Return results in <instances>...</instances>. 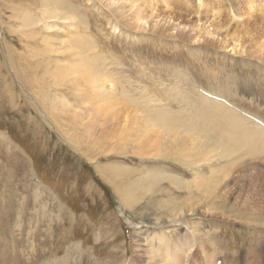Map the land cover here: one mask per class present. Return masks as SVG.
<instances>
[{
	"label": "rangeland",
	"instance_id": "1",
	"mask_svg": "<svg viewBox=\"0 0 264 264\" xmlns=\"http://www.w3.org/2000/svg\"><path fill=\"white\" fill-rule=\"evenodd\" d=\"M61 1L76 20L52 18L50 0H0V264H264V156L202 157L208 145L165 137L144 113L182 109L178 94L264 122V0H141L145 30L117 0ZM81 61L94 77L76 88L64 71ZM98 71L129 95L114 110L125 130L79 101Z\"/></svg>",
	"mask_w": 264,
	"mask_h": 264
},
{
	"label": "bare ground",
	"instance_id": "2",
	"mask_svg": "<svg viewBox=\"0 0 264 264\" xmlns=\"http://www.w3.org/2000/svg\"><path fill=\"white\" fill-rule=\"evenodd\" d=\"M51 3L53 4V8L51 11V17L52 18H57L60 20H71L74 21L77 19V17L75 15H73L74 13L70 12L69 10L65 9V7L62 4L61 0H50ZM141 0H117L114 2L110 1V6H113V9L119 14V16L121 17V19H123V21L125 23H127L128 25H131V28H135L136 30H145V25L147 26V19L148 17H152L153 16V12L151 13L150 11L146 13V16L142 14V10H140V7L138 5V3ZM145 1V0H143ZM164 1V0H163ZM168 1V0H167ZM258 1V0H257ZM44 2H47V0H44ZM161 2V1H160ZM229 2V1H228ZM238 2V1H237ZM150 3V2H148ZM170 3V1H169ZM167 3V4H169ZM223 4V3H222ZM230 4V3H229ZM143 4H141L140 6H142ZM147 5V4H146ZM164 5V4H163ZM207 5V4H206ZM224 5V4H223ZM231 5V4H230ZM156 6V5H155ZM171 6V5H170ZM169 6V7H170ZM251 8L254 9V7L251 5H249ZM144 7V6H143ZM149 8V7H148ZM158 8V7H157ZM164 8V7H163ZM172 8V7H170ZM169 8V10H170ZM248 8V7H245ZM251 8H248V10L251 11ZM262 8V7H259ZM63 13H62V10ZM146 9V8H145ZM168 9V8H167ZM215 9V8H214ZM240 9V8H239ZM238 9V13L239 12ZM243 9V8H242ZM263 9V8H262ZM165 10V9H164ZM168 10V11H169ZM175 11V9H173ZM173 10L171 12H173ZM259 10V9H258ZM257 10V11H258ZM152 11V10H151ZM243 11V10H242ZM156 12V11H155ZM235 12V11H234ZM256 12V11H255ZM259 12H264V11H259ZM168 16H169V12ZM166 13V14H167ZM245 13V12H244ZM247 13V12H246ZM171 14V13H170ZM211 14H215V12H211ZM220 14V13H219ZM223 14V13H221ZM241 15V13H240ZM251 15V14H250ZM157 16H159L157 14ZM167 16V15H166ZM168 16L166 18H168ZM178 16V15H177ZM220 16V15H219ZM227 16H231V15H227ZM242 16V15H241ZM154 17V16H153ZM165 17V16H164ZM214 17V16H213ZM244 17V15H243ZM261 17L263 19H261ZM157 18V17H156ZM155 18V19H156ZM159 18V17H158ZM228 18V17H227ZM231 18V17H230ZM241 18V17H240ZM245 18V17H244ZM154 19V18H153ZM152 19V20H153ZM242 19V18H241ZM260 20L261 23L264 25V13H261L260 15ZM154 21V20H153ZM166 21V20H165ZM199 24V23H198ZM244 25V24H243ZM130 27V26H128ZM188 27V26H187ZM200 27V26H199ZM155 29V28H154ZM163 32V31H162ZM199 33V32H198ZM245 33V32H243ZM240 35V34H239ZM244 35V34H243ZM248 35V34H247ZM255 35V34H254ZM209 36V35H208ZM236 36V35H235ZM249 37V36H248ZM252 37V35H251ZM256 37V36H255ZM77 38V37H76ZM234 38V37H233ZM243 38V36H242ZM238 38H234L233 40V45H232V50L236 51L237 47H238V42L239 39ZM243 40V39H242ZM224 41V40H223ZM261 41V40H260ZM259 41V42H260ZM253 42V41H252ZM77 43V47L76 48H72L75 52L77 53H84V48H83V41L79 40L76 42ZM226 42L223 44V47H228V45H225ZM260 44V43H259ZM264 44V43H263ZM257 45V44H256ZM255 45V46H256ZM230 46V45H229ZM87 47V45H86ZM261 48V50H264V45H260L259 46ZM258 47V48H259ZM88 48V47H87ZM242 48V46H241ZM244 48V47H243ZM252 48V47H251ZM259 48V50H260ZM91 49V48H90ZM258 50V49H257ZM91 51V50H90ZM246 51V50H245ZM258 52V51H256ZM263 55V54H262ZM96 58V57H95ZM95 60V59H94ZM263 60V59H262ZM261 61V60H260ZM89 63L85 62V61H81V63H77V65H68L65 68V71L67 76L72 77V84L74 85L76 88H79V83L80 81H84L87 82V77L88 76H93L94 74L91 73V75H87L91 72L90 67L88 66ZM103 66V65H102ZM105 68V67H104ZM70 72V73H69ZM99 72V71H98ZM102 75V78H94L93 80L89 81V86L88 89L90 90L89 92V97L87 96V93H77L79 95V101L81 100L82 103L86 106L88 104L90 111H94V113H99V110H101L104 114L105 113V120L108 121V119L112 120L114 123L113 128L111 130H116L118 127H122L125 130V126L122 125V121L118 118L120 117V114L116 115L114 114V110H117L118 113V108L120 107L119 104H122V96L127 97L129 95H126V93L124 91H122L121 89H117L116 85L114 84V82L111 80V78L109 79V77L101 72H99ZM96 75V73H95ZM97 76V75H96ZM100 76V75H99ZM98 77V76H97ZM68 78V77H67ZM105 84V86L108 87L109 92L107 93L104 88L103 85ZM86 85V84H85ZM87 90V89H86ZM88 92V91H87ZM101 92V93H100ZM97 96H96V95ZM108 96V97H106ZM174 98L176 99V102L178 104H183V108L179 109L178 111H170V110H165V109H157V108H152L150 106H145L144 110H145V114L148 118H150L149 122H153L152 125L154 124L155 127L156 126H160L159 128H161V132L158 131V133H163L165 135V137H169V136H173L174 140H179L181 143H184L186 146H191L192 150H197L199 148H196L194 145V143L191 145L189 143V141L191 142H199L202 143L203 145H208L207 147L204 148L203 151H199L200 156L202 157H219L220 159H229V164L228 166H232V164L237 160V159H241L243 157L246 156H257L258 154L263 155L264 156V122H261L255 118H253V120L255 123H253L252 121L249 122L247 120H245L244 118L240 119L238 118V115H236L234 112H232L231 110L227 109L226 107H224L222 105L220 101H224L218 98H215L217 100H210L207 98L200 99L199 103H193L188 101L187 99H185L184 97L176 94L174 95ZM93 98V100L90 98ZM112 98L113 102H110L108 99ZM117 98V99H115ZM146 98V97H145ZM144 98V99H145ZM139 99V98H138ZM148 99V98H147ZM146 99V101H147ZM90 100V101H89ZM129 101L134 102L136 99L133 100V98H128ZM143 100V99H142ZM151 100V99H150ZM97 103H103V107H101L98 110V106L96 108L92 107L91 102H96ZM152 101V100H151ZM216 101V102H215ZM61 102V101H60ZM59 102V103H60ZM130 102V103H131ZM139 102V101H138ZM142 102V101H141ZM62 103V102H61ZM129 103V102H128ZM145 103V102H144ZM224 103L230 105L228 102L224 101ZM146 104H148V101L146 102ZM61 105V104H60ZM68 105V104H66ZM99 105V104H98ZM115 105V106H114ZM134 105V104H133ZM139 105V103H138ZM141 105V104H140ZM144 105V104H143ZM63 106V103H62ZM65 106V105H64ZM63 106V107H64ZM107 106H110V108H113V110L108 111L107 110ZM114 106V107H112ZM66 108H63L64 111L67 109V107L69 109H71V106H65ZM92 107V108H91ZM106 107V108H104ZM123 107V106H122ZM126 107V106H125ZM136 107V106H134ZM127 108V107H126ZM132 108V107H131ZM130 108V109H131ZM68 109V110H69ZM133 109V108H132ZM74 110V109H73ZM121 110V109H120ZM75 111V110H74ZM136 111V109H135ZM139 111L142 112V110L139 109ZM68 112V111H67ZM78 112V111H77ZM89 112V111H88ZM72 113L74 114V112L72 111ZM76 113V112H75ZM136 113V112H135ZM144 113H141L140 116L141 117H145ZM89 114V113H88ZM93 114V112H92ZM90 113V115H92ZM155 114V115H154ZM69 115V114H68ZM75 115V114H74ZM84 115V114H82ZM99 115V114H98ZM127 115V114H126ZM79 117L80 116L78 115ZM77 116V117H78ZM103 116V115H102ZM108 116V117H107ZM73 117H76L73 116ZM76 117V118H77ZM86 116L84 115V118ZM100 116H98L99 118ZM130 116H128L129 118ZM81 118V119H82ZM84 118L82 119L84 122ZM123 118V117H122ZM79 119V118H78ZM97 119V118H96ZM103 119V118H102ZM124 119H127L124 117ZM123 119V120H124ZM133 119V118H130ZM86 120L87 117H86ZM90 120V119H89ZM96 120L94 119V122ZM148 121V120H147ZM258 121V123H257ZM82 122V121H81ZM91 122V121H89ZM93 122V123H94ZM146 122V121H145ZM155 122V123H154ZM104 123V122H103ZM131 123V122H130ZM262 123V124H261ZM80 124V123H79ZM86 124V123H85ZM88 124V123H87ZM86 124V126H87ZM138 125L139 122L137 121V123H135V125ZM142 127L144 126L143 123H141ZM145 124V123H144ZM148 124V122H147ZM93 124L89 126H92ZM105 125V124H104ZM150 127L151 124H148ZM101 126V125H100ZM102 127V126H101ZM152 127V126H151ZM158 128V130H159ZM263 128V129H262ZM92 129V128H91ZM88 130V129H87ZM105 131V130H104ZM104 131H102V134L99 135L98 140H100L102 138L103 133H105ZM157 132V131H156ZM90 131L86 134H89ZM121 133V131L119 132ZM155 134V133H154ZM157 134V133H156ZM155 134V135H156ZM162 134V135H163ZM106 135V133H105ZM159 135V134H158ZM110 140L106 141H96L93 142V144L97 147H99L100 145H103L106 143H109ZM116 141V140H115ZM128 141V140H127ZM115 143V142H114ZM110 144V143H109ZM108 144V146H109ZM119 144V143H118ZM123 144V143H122ZM127 144V143H126ZM89 145V143H88ZM104 145V146H105ZM117 145V142H116ZM125 145V144H124ZM123 145V146H124ZM86 146V145H85ZM103 146V147H104ZM143 146V145H142ZM102 147V148H103ZM110 147V146H109ZM114 146L110 147L113 148ZM118 147H121L118 146ZM80 148V147H79ZM87 148V147H86ZM92 148V147H91ZM101 148V151H102ZM106 148V147H105ZM141 148V147H139ZM146 148V147H142ZM90 149V148H89ZM96 149V148H95ZM100 149V147H99ZM93 150V149H92ZM105 150V149H104ZM107 150V148H106ZM95 151V150H94ZM93 151V152H94ZM98 153V151L96 152ZM95 153V154H96ZM103 153V151H102ZM260 158V157H259ZM249 159V158H248ZM257 159V158H256ZM252 162V161H251ZM250 162V163H251ZM102 168V167H101ZM227 168V167H226ZM99 169V168H98ZM220 171L216 170V171H208L207 173H209V179L211 178L212 180L210 181H214V173H219ZM224 173V172H223ZM208 176H206L205 178H207ZM153 178V177H152ZM203 178V177H202ZM208 179V178H207ZM153 180V179H152ZM199 181L202 180L201 178L198 179ZM199 181L197 183H199ZM209 181V182H210ZM201 182V181H200ZM210 182V183H212ZM154 183V182H153ZM214 183V182H213ZM205 184V182H204ZM202 186V185H200ZM199 187V186H198ZM136 192V191H135ZM133 193V192H132ZM134 195V194H133ZM135 196V195H134ZM129 197V196H128ZM141 197V196H140ZM134 198V197H133ZM127 199V198H126ZM132 199V198H130ZM141 199V198H140ZM135 200V199H133ZM136 201V200H135ZM137 203V202H136ZM120 211V215L123 216V212L121 210ZM253 215V214H252ZM258 215V214H257ZM260 215V212H259ZM262 218V216H261ZM138 225V224H137ZM133 227L138 229L139 227L133 224ZM141 231V230H140ZM197 240H194V245H196ZM142 245V244H141ZM141 250V249H140ZM152 251H150L151 253ZM153 255V254H151ZM156 256V255H155ZM154 256V257H155ZM161 256H163L161 254ZM153 257V258H154ZM180 257V256H179ZM177 259V258H176ZM209 261V260H208ZM210 262V261H209ZM180 262V258L178 261H175V264H179ZM151 264V263H149ZM161 264H174L171 263V261H169L168 259L162 258Z\"/></svg>",
	"mask_w": 264,
	"mask_h": 264
}]
</instances>
